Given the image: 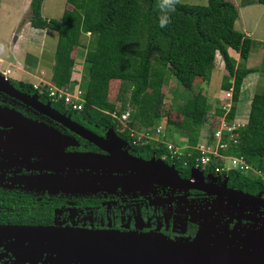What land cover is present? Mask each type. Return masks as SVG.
Returning a JSON list of instances; mask_svg holds the SVG:
<instances>
[{
    "label": "trees",
    "instance_id": "obj_1",
    "mask_svg": "<svg viewBox=\"0 0 264 264\" xmlns=\"http://www.w3.org/2000/svg\"><path fill=\"white\" fill-rule=\"evenodd\" d=\"M43 2L33 0L29 20L34 27L59 33L53 85L77 87V80H72L77 50L82 45V36H91L85 56L87 73L78 84L84 90L85 102L81 110H75L76 118L83 123L111 127L137 152H155L170 163L175 162L180 174L191 176L199 154L195 147L201 142V130L211 122L209 99L201 89L185 103L175 105L173 109L181 119H171L170 110L168 112L167 123L175 126L184 141L180 161L170 157L165 139L142 143L137 141L133 131H144L147 138L154 134V127L164 120V85L173 76L178 84L195 91L198 78L210 81L218 54L227 71L221 87L225 92L233 91V104L225 116L220 103L212 116V125L217 127L224 117L229 123L235 120L242 84L257 72L246 65L254 43L244 31L236 28L239 18L236 4L230 0H207L200 4L180 2L171 14V23L161 28L156 0H67L73 8L65 10L60 19L45 18ZM258 2L264 5V0ZM229 49L240 54L242 63L237 62ZM113 80H119L120 87L115 100L111 101ZM13 84L24 92L51 99L40 95L30 83ZM53 103L66 106L63 101ZM128 111L130 117L125 126L121 118ZM244 124L235 130L237 142L232 141L225 153L244 157L249 164L264 168V91L253 95ZM214 132L213 129L209 132L210 141L214 140ZM184 161L188 162L187 166ZM224 164V160L216 159L203 171L206 175L212 172L223 175V179L227 177V185L229 182L230 186L244 192L264 195L259 176L237 169L217 173L216 168Z\"/></svg>",
    "mask_w": 264,
    "mask_h": 264
},
{
    "label": "water",
    "instance_id": "obj_2",
    "mask_svg": "<svg viewBox=\"0 0 264 264\" xmlns=\"http://www.w3.org/2000/svg\"><path fill=\"white\" fill-rule=\"evenodd\" d=\"M0 92L64 123L72 132L107 151L106 154L68 152L65 148L72 145L71 137L0 105V122L13 127L4 141L8 152L19 156L34 153L39 157L37 169L53 171L33 177V182L44 189L89 193L106 186L139 189L158 182L216 197L219 205L229 201L227 209L248 206L252 211L264 210L261 193L252 195L230 188L227 177L223 186L207 183L212 175L196 167H192L190 178L185 180L176 166L163 158L145 160L132 155L129 142L114 129L110 128L106 137H100L42 102L39 95L20 91L1 73ZM233 213H203L194 219L199 224L194 238L171 239L153 232L70 225L7 224L0 225V242L14 245L16 250L33 257H45L48 264H264V219L258 221L260 225H243L236 217L238 221L231 227Z\"/></svg>",
    "mask_w": 264,
    "mask_h": 264
},
{
    "label": "flooded vegetation",
    "instance_id": "obj_3",
    "mask_svg": "<svg viewBox=\"0 0 264 264\" xmlns=\"http://www.w3.org/2000/svg\"><path fill=\"white\" fill-rule=\"evenodd\" d=\"M40 100L49 103L56 111L69 115L73 121L100 137H106L111 128L87 124L85 121L83 123L76 118V111L68 106L64 108L57 106L49 98ZM0 105L16 109L37 124L48 126L71 137L72 145L65 148L68 152L107 153L93 142L72 132L64 123L1 92ZM12 129L13 127L0 122V225H70L89 229L153 232L177 239L194 238L199 229V224L194 219L206 212L217 214L235 212L232 214L234 220L230 223L231 227L238 221L237 218H240L243 225L253 223L260 225L258 221L264 219L263 209L252 212V208L245 206L249 209L247 212L245 208L233 207L234 205L233 208L227 209L229 201L219 205L216 197L206 196L197 190L174 188L158 182L151 184V187L139 189L106 186L89 193L52 192L33 182L34 176L53 172L36 168L39 161L36 154L26 153L19 156L9 153L4 147L6 133ZM117 134L126 140L118 132ZM129 146V152L136 157L145 160L161 158L155 152L152 154L137 152L130 143ZM163 158L168 164H172L166 157ZM179 175L185 180L190 178L180 172ZM223 178L221 174L212 173V178L207 180V183L223 186ZM228 187L239 189L230 186L229 182ZM262 196L264 197L263 194ZM0 264H48V261L45 257H33L29 253L16 250L14 245L0 242Z\"/></svg>",
    "mask_w": 264,
    "mask_h": 264
},
{
    "label": "crops",
    "instance_id": "obj_4",
    "mask_svg": "<svg viewBox=\"0 0 264 264\" xmlns=\"http://www.w3.org/2000/svg\"><path fill=\"white\" fill-rule=\"evenodd\" d=\"M233 2L239 9V18L236 21V28L238 27L239 30L244 31V33L251 38L255 36L258 37L257 41L263 42L264 26L260 29H251L247 24L248 19L250 20L251 16H253L252 14H255L256 11L262 12L264 17V8L262 7V10L259 9L263 4L259 3L258 0H233ZM32 3L33 0H0V70L2 69L0 73L3 74L6 79L13 77L16 80L15 82L30 83L33 86L43 85L49 88L50 85L54 84L53 73L56 63L59 33L50 28H37L31 24L29 17L31 15ZM46 4L48 12L57 13V15H53L54 17H50L51 15L42 12L43 16L48 19L62 18L65 10L73 8L67 0H60V2L44 0L42 11ZM57 8H60V10ZM240 21L243 23L242 26L238 25ZM229 51L238 63H242L240 54L236 50L229 49ZM260 51L261 50H259V52L252 50L249 60L254 58L258 61V63L255 64H259L260 58L262 57L260 56ZM246 65L248 66V64ZM249 68L253 67L249 66ZM76 69L77 71L78 69L82 70L81 65L77 64L74 67L72 76L74 82H76V78L74 77ZM214 69V72L217 71L216 73L221 79L227 73L220 54L217 55ZM253 74L249 76L256 78L255 86H257V90L255 93L264 91V78L262 76L260 78ZM27 79L30 81H27ZM68 86H70V84H68ZM76 86H79L78 83ZM222 96L223 95L220 94L218 97V105L220 104ZM237 106L236 117L233 122L246 123L249 116L250 105L247 113L242 109L243 106L240 104ZM210 127L209 132L211 130ZM203 128L201 130V142L205 140Z\"/></svg>",
    "mask_w": 264,
    "mask_h": 264
},
{
    "label": "rangeland",
    "instance_id": "obj_5",
    "mask_svg": "<svg viewBox=\"0 0 264 264\" xmlns=\"http://www.w3.org/2000/svg\"><path fill=\"white\" fill-rule=\"evenodd\" d=\"M55 2H60V0H54ZM233 2V0H230ZM240 1V0H239ZM47 2V1H46ZM182 3H190V4H200V3H207V1L205 0H181ZM50 4V1H49ZM49 7V6H48ZM262 7L264 8V5H261L259 7V9L262 10ZM47 8V4L45 5L44 9H43V13H46L47 15H51L50 17H54L53 15H57L56 12H48ZM58 10H60V8H57ZM51 13V14H50ZM253 16H251V19H248V26L251 29H260L261 27L264 26V17L262 12H258L256 11L255 14H252ZM56 19H60V18H56ZM242 22L240 21L238 23V25L242 26ZM237 29L239 30V28L237 27ZM247 35V34H246ZM248 36V35H247ZM250 37V36H249ZM258 37H252L253 41V50L254 51H260V56H262L260 58V62L259 64H255L258 63V61L254 58H251L249 61L247 60L246 64H248V67L251 66L255 69H257V72H255L253 75H257L258 77L261 78V76L264 78V41H257ZM90 39L91 36L89 34H84L82 36V45L80 48H78L79 50L77 55H76V65L79 64L81 65V69H77L75 70V75L74 77L76 78L78 84H80L83 75L85 76L87 73V65L85 62V56L86 53L89 50L90 47ZM261 47V48H260ZM75 65V66H76ZM85 68V69H84ZM5 70V69H4ZM215 70V69H214ZM214 70L212 71L211 74V79L210 81L207 83L205 82L202 78H198L197 82H196V86H195V91L194 90H187L185 87L181 86L180 84H178L177 79L175 77H171L170 82L166 85H164L163 87V91L165 93V105H164V120L160 123L161 126H163L162 128V132L166 133V135H164L163 137L156 135L155 133L149 135L148 138H144V131H133L134 136L137 138L138 142H142V143H148L149 140H161V139H165L167 141V143H172L177 145L178 148H184V141H182V138H180V136L178 135V130L175 128V126L169 125L167 123V118H169L168 112L170 110V118L171 119H181V116L178 114V112L176 110H174L173 108L175 107V105L177 104H183L185 103V101L187 100V98H190L193 96L194 92L196 93L199 89H201L207 96L209 99V103L211 106L210 109V113H209V121L211 122H207V124L204 126V132L203 135L208 134L209 133V127L210 124L212 126L211 129L216 130V128H218L220 126V124H216L218 125L217 127L215 125H212V116L214 115V111L216 110V108H218V97L220 94L224 95V90L222 89L221 85L223 83V78L221 79V77H219V75L214 72ZM2 71V69L0 70ZM257 77V78H258ZM256 78L250 77L242 84V91L241 94L239 96V104L242 107L243 110H245V113L248 112L249 109V105H250V101L252 99V96L254 95V93L257 90V86H255L256 82H255ZM9 80L13 83V81L15 82L16 80L11 77L9 78ZM27 81H30L27 79ZM260 81V80H259ZM120 87V81L119 80H113L110 84V100L114 101L115 97L118 93ZM119 106V105H118ZM120 107V106H119ZM122 119V118H121ZM127 120L122 119L123 124L126 126L127 125ZM159 126V125H158ZM158 126H155L154 129L156 130V128ZM173 164L175 165V162H173ZM230 160L226 159L225 165L226 167H230ZM176 166V165H175ZM209 174L212 175V172H210ZM212 178V176H210V178H208V180H210ZM218 205H216L215 208H217ZM252 212H256V211H252Z\"/></svg>",
    "mask_w": 264,
    "mask_h": 264
},
{
    "label": "built area",
    "instance_id": "obj_6",
    "mask_svg": "<svg viewBox=\"0 0 264 264\" xmlns=\"http://www.w3.org/2000/svg\"><path fill=\"white\" fill-rule=\"evenodd\" d=\"M34 87L36 90H39L40 95H48L52 101H63L66 106H68V108L72 110H81L83 108L85 102L84 90L80 88V86L58 87L56 85H50L48 89L43 85H35ZM232 102L233 91L229 90L224 93L220 100L221 107L225 111V116L231 110L233 104ZM129 116L130 113L125 112L122 115V119L126 120L129 118ZM244 125L245 124L241 122L229 123L226 121V117H224L220 121V126L216 128L214 132V140L210 141L209 133L205 134V140L203 142H200V144L195 147V149L198 150L199 154L195 157L196 163L193 167L205 170V167L210 164L213 160L214 162L216 159L217 161L224 160L226 162V159H229L231 162L230 167H226L225 164L223 166H219L216 168L217 173H223L232 169H237L245 173L252 172L261 178L264 187V168H258L257 166L249 164L244 157L229 155L225 153L231 145L232 141H234V143L237 142V134L235 133V130H237L240 126ZM162 128L163 126H158L156 128L155 134L161 137L166 135L162 132ZM143 136L146 137V133ZM164 143L167 144L170 157L172 159H177L178 161H180L182 157L181 155L184 152L183 148H178L175 144L167 143L166 140L164 141ZM221 150L223 152H221ZM187 165L188 162L184 161V166Z\"/></svg>",
    "mask_w": 264,
    "mask_h": 264
},
{
    "label": "clouds",
    "instance_id": "obj_7",
    "mask_svg": "<svg viewBox=\"0 0 264 264\" xmlns=\"http://www.w3.org/2000/svg\"><path fill=\"white\" fill-rule=\"evenodd\" d=\"M180 2L181 0H156V9L159 11L158 23L161 28H166L171 23V14L176 11L177 6L180 4Z\"/></svg>",
    "mask_w": 264,
    "mask_h": 264
}]
</instances>
